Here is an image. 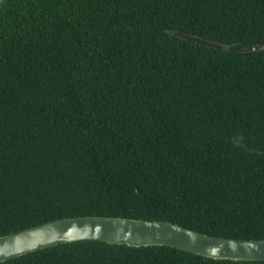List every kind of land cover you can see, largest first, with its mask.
I'll return each instance as SVG.
<instances>
[{
	"label": "trees",
	"instance_id": "1",
	"mask_svg": "<svg viewBox=\"0 0 264 264\" xmlns=\"http://www.w3.org/2000/svg\"><path fill=\"white\" fill-rule=\"evenodd\" d=\"M174 31L264 44V0L0 3V235L109 215L264 239V50ZM0 264L264 260L82 240Z\"/></svg>",
	"mask_w": 264,
	"mask_h": 264
},
{
	"label": "water",
	"instance_id": "2",
	"mask_svg": "<svg viewBox=\"0 0 264 264\" xmlns=\"http://www.w3.org/2000/svg\"><path fill=\"white\" fill-rule=\"evenodd\" d=\"M174 35L218 49L239 52L264 50V44L224 45L184 31H174ZM234 140L244 144V138L235 137ZM82 240H101L131 247L166 245L214 259L264 260V239L212 236L168 220L82 215L59 218L0 235V262L50 246Z\"/></svg>",
	"mask_w": 264,
	"mask_h": 264
}]
</instances>
